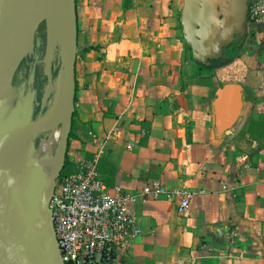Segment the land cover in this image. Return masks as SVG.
I'll return each instance as SVG.
<instances>
[{
    "label": "crops",
    "instance_id": "0c3cea01",
    "mask_svg": "<svg viewBox=\"0 0 264 264\" xmlns=\"http://www.w3.org/2000/svg\"><path fill=\"white\" fill-rule=\"evenodd\" d=\"M183 6L76 0L70 164L97 158L107 186L127 193L151 181L193 193L186 216L178 201L141 197L122 264H264V32L250 30L240 59L205 70L184 39ZM235 62L238 80L217 75ZM228 83L242 85L245 112L221 136L213 104Z\"/></svg>",
    "mask_w": 264,
    "mask_h": 264
},
{
    "label": "bare ground",
    "instance_id": "6f19581e",
    "mask_svg": "<svg viewBox=\"0 0 264 264\" xmlns=\"http://www.w3.org/2000/svg\"><path fill=\"white\" fill-rule=\"evenodd\" d=\"M72 2L7 0L0 41V159L4 173L10 176L22 213L44 237H47V228L41 210L49 205L61 170L71 114L67 72L75 45ZM37 10L42 11L45 21V42L41 48H35L32 33ZM38 53L40 71L33 112L26 126L21 127L20 123L9 126L13 103L6 80L11 76V67L29 58L32 63ZM43 163L51 171L47 178ZM26 182H29L30 197L24 188Z\"/></svg>",
    "mask_w": 264,
    "mask_h": 264
},
{
    "label": "water",
    "instance_id": "95a60500",
    "mask_svg": "<svg viewBox=\"0 0 264 264\" xmlns=\"http://www.w3.org/2000/svg\"><path fill=\"white\" fill-rule=\"evenodd\" d=\"M250 1L184 0L181 19L183 36L191 49L193 60L203 69L214 72L241 58L250 35ZM6 3L7 0H0V41ZM74 64L75 57H72L67 72L71 89ZM215 96L213 106L216 131L221 136L231 135L245 112L244 89L240 84L228 83L220 86ZM41 213L47 237L35 231L28 223L18 205L10 176L4 173L0 159V264H61L49 207L44 206Z\"/></svg>",
    "mask_w": 264,
    "mask_h": 264
},
{
    "label": "built area",
    "instance_id": "2783aa9c",
    "mask_svg": "<svg viewBox=\"0 0 264 264\" xmlns=\"http://www.w3.org/2000/svg\"><path fill=\"white\" fill-rule=\"evenodd\" d=\"M250 30L264 32V0H252ZM97 158L58 179L48 205L54 240L61 264H122L139 235L134 207L141 197L178 201V213L189 212L193 193L167 190L151 181L139 194L109 188L98 170Z\"/></svg>",
    "mask_w": 264,
    "mask_h": 264
},
{
    "label": "rangeland",
    "instance_id": "374dc122",
    "mask_svg": "<svg viewBox=\"0 0 264 264\" xmlns=\"http://www.w3.org/2000/svg\"><path fill=\"white\" fill-rule=\"evenodd\" d=\"M76 7V0H73V6ZM73 9H75L73 7ZM76 19V17H75ZM76 21V20H75ZM76 24V22H75ZM76 28V27H75ZM44 30H45V21L43 17V13L41 10L35 11V17L33 20V37H34V45L35 48H41L45 42V36H44ZM75 35H76V29H75ZM76 48L77 44H75L73 57L76 55ZM39 59V60H38ZM39 61H40V54H36L33 62H30V58L26 60L25 62L15 63L14 66L11 67V76L10 79L6 80V86L11 98V101L13 103L12 105V113L9 115V119L7 121V124L10 126L15 123H20L21 127L26 126L28 123V120L33 112L34 108V102L36 101V84L39 82ZM244 68L241 63L235 62L231 66H228L225 69H220L217 71V75L221 78L227 79V80H238L240 78V75L244 73ZM238 78V79H237ZM75 110L74 106V77L72 82V89H71V114L69 118V124L71 121V115ZM11 120V121H10ZM69 132V129H68ZM68 132L66 137H68ZM68 139V138H67ZM67 140L65 138L64 143V155L65 152L68 151L67 148ZM47 159L50 163V159L47 154ZM64 161V156H63ZM52 163V162H51ZM44 168L46 170V178L50 174V169L48 168V165L43 163ZM69 165L70 159H69ZM63 166V162H62ZM61 166V168H62ZM61 171V170H60ZM60 172L58 174V177L56 179V183L58 182V179H60ZM46 185V183H45ZM24 188L26 191L27 196H31L29 193V182L24 184Z\"/></svg>",
    "mask_w": 264,
    "mask_h": 264
},
{
    "label": "trees",
    "instance_id": "16d2710c",
    "mask_svg": "<svg viewBox=\"0 0 264 264\" xmlns=\"http://www.w3.org/2000/svg\"><path fill=\"white\" fill-rule=\"evenodd\" d=\"M74 8H75L74 10H75V17H76V7H75V5H74ZM206 72H208V71H206ZM75 116H76V111L74 110V112L71 115L70 132L68 134V137H67L68 139H67V143H66L67 144V148L69 146V138L71 137V132L73 130V126H74L73 119H74ZM72 172H73V166L69 165L68 151H66L65 155H64L63 166H62L61 171H60V177L68 175V174H70Z\"/></svg>",
    "mask_w": 264,
    "mask_h": 264
},
{
    "label": "flooded vegetation",
    "instance_id": "af4514ba",
    "mask_svg": "<svg viewBox=\"0 0 264 264\" xmlns=\"http://www.w3.org/2000/svg\"><path fill=\"white\" fill-rule=\"evenodd\" d=\"M252 1V0H251Z\"/></svg>",
    "mask_w": 264,
    "mask_h": 264
}]
</instances>
